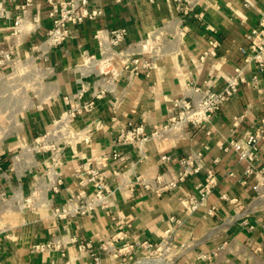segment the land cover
Instances as JSON below:
<instances>
[{"label":"crops","instance_id":"crops-1","mask_svg":"<svg viewBox=\"0 0 264 264\" xmlns=\"http://www.w3.org/2000/svg\"><path fill=\"white\" fill-rule=\"evenodd\" d=\"M4 6L11 11L13 4L4 0ZM90 6L101 9L102 16L71 26L66 42L49 50L35 47L49 23L44 0H34L28 13L38 12L43 28L26 41H13L10 22L0 21V47L10 48L15 58L13 65L0 69H9L5 75L15 79L0 91L9 95L0 96V112L9 114L0 128V264H94L92 254L101 264H264V198L253 190V179L244 177L245 164L236 153L224 150L230 140L242 142L264 117V74L255 87L241 84L204 125L164 132L140 147L116 144L127 123L141 125L146 135L158 131L176 101H197L204 90L222 88L235 69L244 67L249 78L255 70L245 65L240 49L264 16V0H128L123 5L90 0ZM178 7L191 10L182 15ZM198 14L201 20L195 18ZM117 28L127 33L122 57H149L153 69L147 74L132 77L124 70L103 75L93 62L87 64L88 56L99 58L100 43L105 45L109 31ZM209 38L219 46L215 56L201 62ZM81 90L78 104L104 91L91 112L68 122L73 133L91 130L89 141L50 135ZM44 134L47 145L62 150L58 165L52 151L37 148ZM115 148L124 159H110ZM191 152L201 155L202 170L175 190L157 196L130 186L134 175L176 177L177 159ZM162 156L172 160L163 163ZM87 164L115 189L110 207L83 217L54 218L52 210L85 181ZM114 169L119 171L116 178ZM208 170L214 186L206 200L195 212H183L180 201L198 195L196 187ZM58 180L61 185L53 190ZM172 217L178 223L170 222ZM166 231L174 249L159 258L153 251ZM143 241L149 250L133 246ZM48 242L60 243L63 253L33 251V245Z\"/></svg>","mask_w":264,"mask_h":264},{"label":"built area","instance_id":"built-area-1","mask_svg":"<svg viewBox=\"0 0 264 264\" xmlns=\"http://www.w3.org/2000/svg\"><path fill=\"white\" fill-rule=\"evenodd\" d=\"M128 0H113L117 5H123ZM152 2L153 0H149ZM46 6L48 26L42 34L41 40L35 45L37 50L54 49L61 46L70 37V27H79L84 21H93L102 16V10L90 6V0H44ZM13 7L11 11L7 10L4 6V0H0V21L8 20L9 36L15 41L19 37V41H26L31 35L39 33L43 25L38 12L28 16L29 10L33 6L34 0H11ZM182 15H187L190 12V7H178ZM14 14L13 16H10ZM197 20L202 19V14L195 15ZM187 28L184 27L181 31L182 34L186 32ZM209 30V27H207ZM127 33L125 29L117 28L109 31L107 38L103 43H100L99 58L94 59L93 56L87 57V64L94 63L97 69L103 75L110 73L116 76L121 71L128 70L132 77H137L141 74H147L153 69L152 61L144 54H134L128 57H122L121 45L126 40ZM97 39V34L95 35ZM246 48L240 49L241 53L245 56V65L252 64L255 72L246 78L245 68L241 67L234 70V74L225 79V85L216 90L206 89L203 91L202 96L197 101H189L186 99H179L175 102V109L169 117L167 123L162 125L158 131L146 135L141 125H132L127 123L125 128L120 129L118 132L116 144L129 145L136 144L141 146L148 140L164 132L175 131L184 126L198 127L208 123L209 119L217 113L237 92L241 84L250 82L254 87L264 74V16H261L257 27L250 30L246 35ZM219 44L217 40L209 38L208 48L200 57L203 62L208 57L215 56V51ZM15 58L13 51L8 47H0V69L13 65ZM82 90L74 95L76 98L74 105L70 104V108L65 115L62 122H57L50 135L55 137H62L63 140L72 141L73 139H81L84 142L89 141L91 130L79 131L73 133L69 131V120L73 119L76 115L82 113H89L93 110L95 101L99 99L104 91L94 94L92 99L88 102L78 104L81 97ZM68 100V99H66ZM72 100V99H71ZM74 100V99H73ZM98 125V124H97ZM96 125V126H97ZM100 125H98L99 127ZM95 127V128H98ZM71 132V134H70ZM48 134H44L42 142L37 144L39 150H50L53 152V164L58 165L62 150L58 149L56 145H47L45 139ZM40 144V146H39ZM264 145V117H262L254 130L249 133L246 138L240 142L230 140L226 143L224 150H233L239 162L245 164L244 177L246 179H253V190L264 198V159L262 156V147ZM110 159L112 161H120L124 159V155L115 148ZM172 159L168 156H162L161 161L167 163ZM180 166V171L176 177L168 178L165 174H159L154 179H145L140 175H134L130 186L139 185L142 190L152 192L160 196L166 192L175 190L181 183L188 177L196 175L202 170L201 155L199 153L191 152L186 156L177 159ZM85 181L82 182L81 187L74 193L68 195L65 202L52 210V216L56 219H67L69 217H83L90 215L97 210H106L110 207L115 194L108 182L106 176L97 168H93L90 164L85 168ZM114 178L119 176V171L114 169L112 171ZM233 177L232 173L228 174ZM246 179H241V185L246 183ZM57 186L53 187L56 190L60 186V180L56 181ZM90 186L91 190L87 191L86 186ZM214 186V175L211 170L206 173L204 183L199 184L196 189L198 195H191L185 197L180 201L181 210L187 214L195 212L202 203L206 200L212 187ZM225 197V196H224ZM223 197V198H224ZM214 212L213 209L209 211L210 214ZM170 222H177L174 217ZM178 223V222H177ZM170 231H166L165 236L160 241L159 245L153 252L160 253L161 258L164 254L169 253L174 246L168 237ZM87 243L80 246V249L89 247ZM133 246H139L142 249L149 250L150 245L143 242L133 243ZM33 251L42 252L46 250H58L63 253V247L58 242H48L43 244H35L32 246ZM106 249V248H105ZM211 256H215L212 253ZM210 256L203 255L202 259H208ZM94 264H101L98 255L92 254Z\"/></svg>","mask_w":264,"mask_h":264},{"label":"rangeland","instance_id":"rangeland-1","mask_svg":"<svg viewBox=\"0 0 264 264\" xmlns=\"http://www.w3.org/2000/svg\"><path fill=\"white\" fill-rule=\"evenodd\" d=\"M7 70H9V69H5L4 71H7ZM4 71H0V91H3L4 89H7L8 87H11L15 81V79L13 77L10 78V77L6 76ZM19 82H21V81H19ZM28 88L32 91V88H30V86ZM0 96H5L6 97L5 99H7L9 97L8 93L4 94V95L0 94ZM8 120H9L8 111H1L0 112V128L2 127L4 122L8 123ZM18 132H19V124H18Z\"/></svg>","mask_w":264,"mask_h":264}]
</instances>
